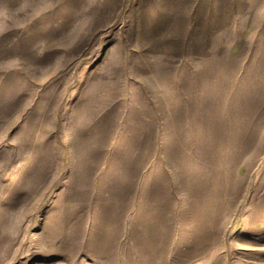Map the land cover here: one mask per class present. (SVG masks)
I'll return each instance as SVG.
<instances>
[{
  "label": "rangeland",
  "instance_id": "1",
  "mask_svg": "<svg viewBox=\"0 0 264 264\" xmlns=\"http://www.w3.org/2000/svg\"><path fill=\"white\" fill-rule=\"evenodd\" d=\"M0 264H264V0H0Z\"/></svg>",
  "mask_w": 264,
  "mask_h": 264
}]
</instances>
